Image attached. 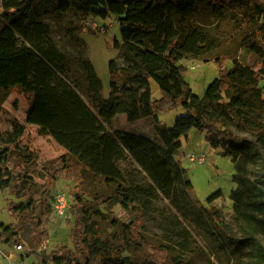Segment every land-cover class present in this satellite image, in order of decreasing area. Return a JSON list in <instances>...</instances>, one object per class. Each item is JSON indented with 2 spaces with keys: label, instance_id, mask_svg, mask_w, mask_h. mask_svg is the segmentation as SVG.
<instances>
[{
  "label": "trees",
  "instance_id": "trees-1",
  "mask_svg": "<svg viewBox=\"0 0 264 264\" xmlns=\"http://www.w3.org/2000/svg\"><path fill=\"white\" fill-rule=\"evenodd\" d=\"M41 1L0 0V91L18 89L29 101L26 123L37 126L41 134L51 135L65 153L56 159V167L42 170L34 152H8L7 148L0 152V187L11 188L21 199L9 202L12 213L27 216L42 241L52 213L54 184L60 176L84 182L91 172L110 194L90 193L93 200H89L83 186L76 190V205L87 207L71 227L79 263L126 264L131 256L125 252L135 249L142 264H169V248L179 236L184 237L179 245L186 247L187 230L178 231L175 216L174 221L164 217L168 223V243H164L171 245L168 247L151 241L142 224L148 217L155 219V202L162 196L180 216L197 219L189 209L192 181L175 158L182 137L197 128L206 131L211 145L221 148L222 155L235 164L237 187L231 197L242 237L226 230L216 208L205 211L221 225L224 243L233 251L248 247L254 262L264 264V188L248 176L244 164L258 158L264 162L262 75L250 72L236 55L231 57V68L226 66L228 57L218 56L214 62L220 68L219 76L208 85L205 97H200L185 79L187 69L178 65L185 57L201 58L212 49L192 19L200 1H207L220 15L240 16L235 22L236 30L245 31L241 44L264 65V0H73L82 18L116 15L121 25V40H115V47L124 65L115 58L109 61L108 96L103 94L102 79L90 58L80 59L83 83L61 65L63 55L34 10ZM56 1L62 12L71 7L69 0ZM151 80L161 90L159 100L152 99ZM179 107L186 114L174 126L162 123L159 113ZM208 113L212 114L210 120L206 119ZM120 115L128 122L151 119L157 138L113 129ZM232 122L254 137L239 136L228 129ZM23 131L21 127L18 132ZM7 174H11L9 180L5 179ZM221 195L218 189L207 198L208 203ZM94 203L120 204L131 220L122 228L117 218L91 208ZM4 230L20 239L19 232L14 233L9 226ZM34 254L38 264H73L68 250L53 251L48 257Z\"/></svg>",
  "mask_w": 264,
  "mask_h": 264
},
{
  "label": "rangeland",
  "instance_id": "rangeland-1",
  "mask_svg": "<svg viewBox=\"0 0 264 264\" xmlns=\"http://www.w3.org/2000/svg\"><path fill=\"white\" fill-rule=\"evenodd\" d=\"M69 2L71 7L66 12H62L58 8L56 0H42L34 10L39 14L41 21L47 25L50 39L63 55L61 65L69 70L72 76H76L80 83H83L85 75L80 59L90 58L103 81V94L108 96L110 92L109 61L115 58L120 66L124 65V61L119 55V49L115 47V40H121V25L118 17L112 15L103 19L92 15L82 18L76 12L73 0H69ZM192 19L205 35L207 45L212 46L211 51L204 57L189 56L178 61V65L187 69L185 79L196 95L205 97L208 85L219 76L220 68L214 62L218 56L228 57L226 66L231 68L233 66L231 57L236 55L250 72H259L262 75L261 87L264 90L263 62L242 46L241 42L245 31L240 32L239 28L236 30L235 20H239L240 16L220 15L207 1H200ZM150 83L152 99H161L162 93L158 84L154 80H151ZM28 108V99L18 89H11L8 93L0 91V152L6 148L8 152L12 150L34 152L42 170L45 166L53 169L56 167V159L64 154V150L53 138L47 134H41L37 127L26 123ZM262 110H264V105ZM220 111L221 104H218L217 114ZM185 114L186 110L179 107L159 113V116L162 123L172 127L176 120ZM210 117H212L211 113L206 114L207 120H210ZM21 127L24 131L19 134L18 131ZM113 128L157 138L151 119L128 122L124 116L120 115L114 120ZM227 128L239 136L254 137L235 122L227 124ZM206 135V131L192 128L187 137H182V147L175 154V158L186 169L187 176L192 181L193 189L189 200L191 202L189 209L197 219L180 216L172 208L169 200L162 196L155 202V219L146 218L142 224V230L151 241L166 244L168 243L165 238L168 234L166 232L168 223L165 222L164 217H172V221H174V216L178 218V231L183 232V228L187 230L184 233V236H188L187 246L179 245V242L183 241V236L176 237L177 243L174 247L166 244L172 248H169V264H256L255 256L248 247L233 251L227 243H224L221 225L212 220L205 211L207 208H216L219 212V220L224 222L226 230L234 237H242L243 231L236 220L234 200L231 197L232 191L237 187L234 179L237 172L235 164L229 156L222 155L221 148L213 147ZM244 164L248 176L264 188L263 160L260 158L256 162L246 160ZM10 178L11 174H7L5 177L6 180ZM80 185L88 191L86 197L89 200H93L90 193L110 194L108 187L91 172L86 175L84 182L76 177L60 176L51 189V197L59 187H65L70 200L69 211L61 219L50 216L45 225L46 232L42 241L39 240L40 234L27 216L14 214L9 209V202L16 203L21 199L12 193L11 188L0 187V264L8 261L38 264L34 252L48 257L53 251L63 250L72 253L73 264H80L74 255L76 248L71 235V227L75 219L87 209V207L76 205L75 194ZM218 189L222 190V195L212 203H208L207 198ZM91 208L102 210L111 219L117 218L122 228L123 223L131 220L130 214L120 204L107 206L94 203ZM7 226L14 233L19 232V240L4 230ZM8 236H10V241H6ZM261 239L264 243V235L261 236ZM45 240H47V246L43 248L42 244ZM20 243L22 249L18 250L16 245ZM169 244L173 245V243ZM132 250L125 252L126 256H131L126 264H142L143 262L136 255L135 249L134 252Z\"/></svg>",
  "mask_w": 264,
  "mask_h": 264
},
{
  "label": "built area",
  "instance_id": "built-area-1",
  "mask_svg": "<svg viewBox=\"0 0 264 264\" xmlns=\"http://www.w3.org/2000/svg\"><path fill=\"white\" fill-rule=\"evenodd\" d=\"M70 207V200L68 196V191L66 190L65 187H59L54 195L51 197V208H52V217H55L57 219H61L65 217L69 211ZM47 246V240H45L42 244L43 248H46ZM16 248L22 249V244H17ZM3 264H24L21 261L19 262H13V261H8Z\"/></svg>",
  "mask_w": 264,
  "mask_h": 264
},
{
  "label": "crops",
  "instance_id": "crops-1",
  "mask_svg": "<svg viewBox=\"0 0 264 264\" xmlns=\"http://www.w3.org/2000/svg\"><path fill=\"white\" fill-rule=\"evenodd\" d=\"M103 82V81H102ZM103 86H104V84H103ZM28 110H29V108H28ZM34 126V125H33ZM35 127H37V126H35ZM38 128V127H37ZM39 129V128H38ZM113 129H116V130H121V129H117V128H113ZM48 136H50L51 138H53L51 135H49V134H47ZM54 139V138H53ZM57 144H59L58 142H57ZM60 146H61V148L64 150V153H65V149H64V147L61 145V144H59Z\"/></svg>",
  "mask_w": 264,
  "mask_h": 264
}]
</instances>
